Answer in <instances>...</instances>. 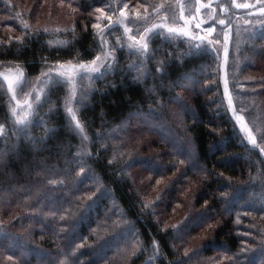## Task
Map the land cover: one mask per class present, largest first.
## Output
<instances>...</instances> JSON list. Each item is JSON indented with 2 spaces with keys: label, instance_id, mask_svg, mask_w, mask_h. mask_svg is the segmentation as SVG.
<instances>
[{
  "label": "trees",
  "instance_id": "16d2710c",
  "mask_svg": "<svg viewBox=\"0 0 264 264\" xmlns=\"http://www.w3.org/2000/svg\"><path fill=\"white\" fill-rule=\"evenodd\" d=\"M65 1L76 25L56 45L14 15L19 30L4 32L13 11L0 0V65L37 80L52 64L93 61L89 14L109 0ZM255 42L247 60L264 66V35ZM151 44L145 59L120 51L91 91L76 92L85 141L67 116L65 81L27 125L12 122L0 81V264H264V156L224 107L217 58Z\"/></svg>",
  "mask_w": 264,
  "mask_h": 264
},
{
  "label": "rangeland",
  "instance_id": "374dc122",
  "mask_svg": "<svg viewBox=\"0 0 264 264\" xmlns=\"http://www.w3.org/2000/svg\"><path fill=\"white\" fill-rule=\"evenodd\" d=\"M3 1L13 11L5 16L2 27L11 36L19 30L12 22L13 15L24 29L33 23L42 27L53 36L51 42L56 45L63 44L65 33L75 28L74 19L63 11L77 9L65 0ZM46 6L48 9L43 10ZM261 6L262 0H109L89 14L100 46L93 61L52 64L37 80L28 78L17 64L0 65V81L9 92L11 120L17 125L32 122L39 103L60 78L68 85L64 107L70 124L85 141L76 92L79 91L80 99L91 91L95 77L114 68L120 51L145 59L152 51V41L160 37L183 42L188 52H210L217 58L224 107L244 141L264 156V94L257 82L264 66L259 57L253 63L246 56L250 48L258 46V36L264 35ZM188 219L186 215L177 226H185Z\"/></svg>",
  "mask_w": 264,
  "mask_h": 264
},
{
  "label": "snow or ice",
  "instance_id": "6c2138e0",
  "mask_svg": "<svg viewBox=\"0 0 264 264\" xmlns=\"http://www.w3.org/2000/svg\"><path fill=\"white\" fill-rule=\"evenodd\" d=\"M262 5H264V0H262ZM260 11H261V12H264V6H261ZM109 19H110V18H109ZM221 23H223V21H222ZM208 31H211V29H208ZM132 39L135 40L136 37H132ZM145 46H146V45H145ZM0 159H2V157H0Z\"/></svg>",
  "mask_w": 264,
  "mask_h": 264
}]
</instances>
